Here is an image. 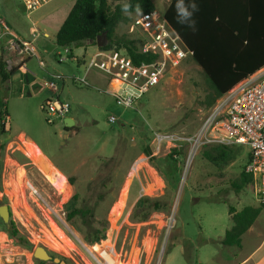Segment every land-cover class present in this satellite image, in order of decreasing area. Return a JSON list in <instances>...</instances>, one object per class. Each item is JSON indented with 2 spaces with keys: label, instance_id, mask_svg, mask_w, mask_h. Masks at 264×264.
<instances>
[{
  "label": "rangeland",
  "instance_id": "obj_1",
  "mask_svg": "<svg viewBox=\"0 0 264 264\" xmlns=\"http://www.w3.org/2000/svg\"><path fill=\"white\" fill-rule=\"evenodd\" d=\"M153 2L163 15L160 0ZM47 9L50 6L29 18L21 0H0V22L31 39V21L45 15ZM126 31L125 25L118 28L119 34ZM41 41L37 42L39 52ZM95 51L96 47L91 45L75 49L74 59L58 64L53 54H64V50L52 44L50 64L54 75L63 79L40 72L36 57L29 69L33 71V67L40 80L55 83L58 90L53 92L40 83L44 91L41 96H6L12 134L24 130L31 136L67 178L70 191L63 192L46 181L28 156L24 142L10 143L0 155V205L10 207L11 221L32 247L27 249L18 238L13 239L15 247L0 248V264H28L19 246L29 250L30 256L43 246L66 264H97L91 252L98 256L106 246L115 247L116 264H189L188 259L191 264H217L218 256L225 254L224 248L206 241L233 225L230 206L261 207L251 186L240 192L232 186L245 171L247 149L234 163L218 170L203 159L202 148L186 172L188 146L175 151L166 145L157 152L152 143L154 131L187 136L200 131L212 110L204 104L210 85L202 68L188 56L179 67L170 69L161 84L151 89L134 110H124L97 85L86 87L77 82L84 78L85 64ZM82 57L86 61L77 63ZM2 63L8 67L6 62ZM20 76L16 75L15 80ZM46 98L67 104L70 112L64 119H54V124H49L41 107ZM112 116L117 123L109 121ZM66 118L77 123L69 128L67 138ZM22 171L25 182L20 185ZM70 177L75 178L73 185ZM29 184L39 195L33 193ZM76 194L80 196L78 207L95 210L94 225L107 226L104 240L88 245L84 241L87 226L82 220L67 221V204ZM146 199L149 201L144 206L138 204ZM155 201L158 210L154 209ZM10 225L4 224V228Z\"/></svg>",
  "mask_w": 264,
  "mask_h": 264
},
{
  "label": "trees",
  "instance_id": "obj_2",
  "mask_svg": "<svg viewBox=\"0 0 264 264\" xmlns=\"http://www.w3.org/2000/svg\"><path fill=\"white\" fill-rule=\"evenodd\" d=\"M175 2H171L164 16L202 68L210 85L204 104L207 109H212L224 95L264 68V0H196L199 10L194 16L195 32L176 22ZM125 4L129 5L127 12L123 11ZM152 11H156L152 0H77L56 35V45L63 50L69 48V58L74 59L75 49L97 46L98 38L106 34L107 44L101 50L124 51L136 65L151 63L156 57L142 53L146 37L138 31L130 33L129 29L136 16ZM121 25L127 26L124 34L118 32ZM16 72L15 68L8 71L1 62V83L7 82ZM1 108L0 127L1 121L8 116L4 105ZM243 151V147L207 146L203 148L202 157L218 170H223L234 163ZM147 154L150 155L151 151L147 150ZM68 180L72 185L75 183L74 177ZM232 186L238 192L247 186L252 187V177L243 171ZM79 200L80 196L76 194L67 204V221L82 220L87 226L84 241L88 245L104 240L107 226L96 227L93 223L95 210L88 206L78 207ZM147 201L138 204L144 206ZM154 209H159L156 201ZM262 213V207L248 206L238 212L230 206L233 227L226 232L222 244L240 247L242 237ZM147 216L145 214L144 218ZM10 224V227H5L10 239L18 238L21 245L31 248L32 245L20 236L15 222ZM188 262L192 263L190 259Z\"/></svg>",
  "mask_w": 264,
  "mask_h": 264
},
{
  "label": "built area",
  "instance_id": "obj_3",
  "mask_svg": "<svg viewBox=\"0 0 264 264\" xmlns=\"http://www.w3.org/2000/svg\"><path fill=\"white\" fill-rule=\"evenodd\" d=\"M28 15L50 4L53 0H21ZM0 41L6 39L8 48L21 59L36 57L35 41L39 38L37 31L32 32L31 39L15 34L4 22L0 23ZM143 34L147 42L142 47L143 54L156 57L151 63L136 65L124 51H104L98 47L86 67V73L97 71L104 74L108 80L109 93L115 99L118 107L124 110H134L149 91L165 79L170 69H175L192 56L180 37L169 25L164 14L152 11L138 15L133 20L129 32ZM71 50L64 49L57 54L59 63L69 59ZM83 60V59H82ZM79 63V61L77 60ZM8 68H13L12 62L7 61ZM22 66L25 61L22 60ZM53 78L61 80L62 76ZM78 83L89 86L86 79L77 80ZM44 86L53 92L58 90L53 82H44ZM126 88L134 90L139 95L129 96ZM47 122L54 124V119H64L70 112V106L59 100L48 101L42 105ZM117 123L112 116L109 120ZM153 146L158 152L164 146L180 150L188 146V160L186 172L199 151L207 146L243 147L247 149L248 161L245 172L252 177V190L256 201L264 207V71L251 76L241 82L234 89L224 95L205 117L200 131L196 135L187 136L173 132L154 131ZM30 188L35 195L38 191ZM91 255L97 264H116L117 251L114 246H106L99 255Z\"/></svg>",
  "mask_w": 264,
  "mask_h": 264
},
{
  "label": "crops",
  "instance_id": "obj_4",
  "mask_svg": "<svg viewBox=\"0 0 264 264\" xmlns=\"http://www.w3.org/2000/svg\"><path fill=\"white\" fill-rule=\"evenodd\" d=\"M70 1L71 0H53L50 4L44 6L43 8L40 9V10H42V9L50 6V9H47L48 11H46V13H44L45 15L39 16L38 20H32L31 21V23H32L31 34H32V32H35V31H37L39 33V38L35 41L34 45H35V49L37 52L36 58L39 62V68L41 69L40 72L44 73L48 77H54L55 76L54 72H53L54 67L52 66V64H50V60H49V57L51 56L49 51H51L52 44L56 45V35H57L60 27L64 23L65 19L69 15L71 9L73 8V6L75 5L77 0L73 4ZM152 1H154V0H152ZM172 1L173 0H160V3L163 4V14L166 13V11H167V9L170 6ZM40 10H38V12ZM29 16L30 15H28V17ZM2 22L3 21H1L0 23H2ZM0 33H1V27H0ZM31 34H30V36H31ZM17 35L20 36L19 34H17ZM40 39H42V41L40 42V48L42 50L41 52H39V48L37 45V42ZM6 41H7L6 39H2L0 41V64H1V62L7 63V61H11L13 68H15L17 70V72H16V74H14V76L11 77V79H9L4 84L1 83V77H0V110H1L0 114L3 110L1 108V105H4L5 112H7V115H8V116H5L4 119L1 121L2 127H0V155L4 154L6 152V149H7V147H9L10 143H12V142L15 143L16 141L18 143V140L21 142H24V141L32 142L35 145H37L40 149H42L41 146L31 136H29L24 130H19L18 133L12 134V128L10 125L11 118H10V114L8 112V107L6 105V103H7L6 96L8 93H11V95L13 96L12 98L17 97L19 99H22V98L26 99V97L28 99H31V98H34L37 96H41L44 93V91L41 90V87L39 84L42 83L43 87H45L44 82L46 81V80H40L39 79V77L37 76V73L34 71L33 67H32L33 71H31L29 69V65L31 64L32 59L34 57L28 56V57H26V59L19 58L9 48H7L8 46H7ZM95 47H96V51H97L98 47L97 46H95ZM83 48H85V47H83ZM86 49L88 50L89 48L87 47ZM87 50L85 51V53H87ZM96 51L94 52V54L96 53ZM58 53L59 52H56L53 54L56 62H58V60H57V54ZM94 54H92V55H94ZM22 60L25 61V66L21 65ZM78 61H79V63H84L86 61V58L82 57L81 59H78ZM58 64H63V63L58 62ZM6 68L9 71V68L8 67H6ZM263 71H264V68H262L256 74H259ZM93 72H95V74ZM96 73L102 74V73L97 72V71H91V72L85 74L83 79H86V81L88 82L89 86H87V87H91L92 85H97L99 90H103V91L107 92L109 95H111L108 91L110 89V85L108 83V81H109L108 78L104 74H102L105 77V79H101L102 77H99V75ZM18 74H21L20 79L15 80V76ZM256 74H254V75H256ZM62 79H63V77H62ZM20 85L23 86V88H20L19 87ZM48 100H50V99L46 98L44 103L48 102ZM75 125H77L76 120H75ZM70 133H71V131H69V135H70ZM69 135H68V137H69ZM44 156L46 157L48 162L50 164H52V166L57 170V168L54 166L51 159L46 155V153L44 154ZM0 161H1V159H0ZM46 181H47V179H46ZM1 194L2 193L0 191V201L2 200ZM244 208L245 207H242V208L237 207L235 209L238 212H240ZM262 215H264V214L262 213ZM260 217L258 218L256 223L248 230V232L246 234H244V236L242 237V243H241L240 247H237V246L228 247V246H224L222 244V241L226 235V232L228 230H230L233 227V225L231 227L227 228L226 230H224L222 232V234L218 235L216 238H212V239L210 238V240L206 241V243L210 242V243L215 244V245L220 244L224 248L225 254L223 257L218 256V258L216 260L217 264H264V219H260ZM230 220L232 221L231 215H230ZM232 223H233V221H232ZM9 241H12V243L9 244ZM6 245H10V247H12V248L16 246V245H14L13 239H10L8 233L6 232V230L4 228V223H2V221L0 219V248L3 246H6ZM19 248H21V250H19V251L21 252V254H24V256L26 257V260L28 261V264H36L37 262H40V261H37L33 256L29 255V250L22 248L20 246H19Z\"/></svg>",
  "mask_w": 264,
  "mask_h": 264
},
{
  "label": "bare ground",
  "instance_id": "obj_5",
  "mask_svg": "<svg viewBox=\"0 0 264 264\" xmlns=\"http://www.w3.org/2000/svg\"><path fill=\"white\" fill-rule=\"evenodd\" d=\"M27 148L28 156L34 160L35 165L39 168L44 177L51 182L54 186L62 188L63 192H69V185L66 177H64L52 164L48 162L40 148L32 142L24 141ZM137 169V168H135ZM20 185L25 182V173L22 171L20 174ZM27 184V183H26ZM25 184V185H26ZM31 186V184H29ZM35 189V188H34ZM32 190V189H31ZM33 191V190H32ZM34 193V191H33ZM95 251H97L95 249Z\"/></svg>",
  "mask_w": 264,
  "mask_h": 264
},
{
  "label": "water",
  "instance_id": "obj_6",
  "mask_svg": "<svg viewBox=\"0 0 264 264\" xmlns=\"http://www.w3.org/2000/svg\"><path fill=\"white\" fill-rule=\"evenodd\" d=\"M107 44L106 42V34L101 35L98 40H97V47L103 48ZM1 111V110H0ZM75 125V121L71 118L65 119V138H67L69 134V128H72ZM12 217V213L10 210V207L8 205H1L0 206V219L2 222L6 225L10 224ZM33 257L40 262H50L53 261L54 263L58 264H66L64 261H61L58 258H54L53 256L50 255V252L48 249H46L43 246H39L35 249L33 253Z\"/></svg>",
  "mask_w": 264,
  "mask_h": 264
},
{
  "label": "clouds",
  "instance_id": "obj_7",
  "mask_svg": "<svg viewBox=\"0 0 264 264\" xmlns=\"http://www.w3.org/2000/svg\"><path fill=\"white\" fill-rule=\"evenodd\" d=\"M129 5L125 4L123 11L127 12ZM199 7L196 0H176L175 2V19L180 25L186 26L193 32L197 30L196 20L194 19L195 14L198 12ZM139 11V10H137ZM126 94L129 96L139 95L134 90L126 88Z\"/></svg>",
  "mask_w": 264,
  "mask_h": 264
}]
</instances>
